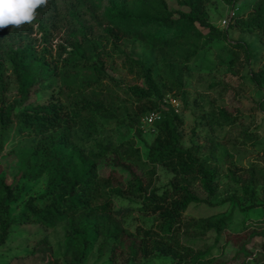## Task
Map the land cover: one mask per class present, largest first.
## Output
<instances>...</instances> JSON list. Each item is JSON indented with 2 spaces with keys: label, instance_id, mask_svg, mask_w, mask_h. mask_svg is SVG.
Masks as SVG:
<instances>
[{
  "label": "trees",
  "instance_id": "16d2710c",
  "mask_svg": "<svg viewBox=\"0 0 264 264\" xmlns=\"http://www.w3.org/2000/svg\"><path fill=\"white\" fill-rule=\"evenodd\" d=\"M208 2L178 0L182 9L170 10L166 0H158L156 6L140 14L139 20L127 16L125 29L115 33V40L122 42L131 35L143 37L136 29L139 21L159 22L170 31H179L184 25H198L208 30L207 36L221 35L222 32L207 21ZM57 6L58 0H48L47 6L37 9V14L54 11ZM113 9L116 13H123L117 5ZM231 20L235 21L234 29L264 35V0L254 6L246 20H238L236 15ZM35 21L21 27L0 29V50L4 46L6 33H34ZM37 23L46 41L50 32L44 29L41 21ZM154 44L159 56L170 68V75L163 85L156 80L153 65L133 57L125 58L123 62L128 71L142 83L125 90L136 109L132 115L128 113L127 122L135 129L139 139L143 138L140 126L142 119L151 112L162 113L161 120L153 126L156 137L147 146L146 158H143L141 148L132 141L122 142L111 150L101 146L96 151H88L77 144L74 136L78 130L86 135H95L100 119L120 118L111 91L95 93L94 96L78 95L75 93L77 82L74 80L68 85L70 95L66 103H38L41 86L61 76L59 66L45 55L30 58L22 50L5 51L19 84V98L11 104L0 99V154L5 136L12 131L26 139L28 144L22 150V161L13 182L8 183L6 176L0 173V247L8 242L15 225H38L52 230L60 224H66L65 241L68 253L72 256L68 264L85 263L93 243L91 234L99 242V257L107 252L112 264H131L155 255L171 257L177 260L176 264L182 261L185 264H259L264 261V210L257 222L244 223L240 231L228 235L227 243L233 252L228 260L200 255L191 258L192 249L181 240L183 230L200 235L214 231L219 236L228 228L231 219L186 218V212L192 204H209L218 194V175L216 169L208 166L207 159H202L203 147L184 146V120L180 111L176 112L165 103L167 96L179 101L192 55H188L182 63H175L169 59L166 41H154ZM71 46L70 64L74 67L82 65L88 72L81 83L85 87L110 90L104 85L105 79H111L107 74V55L99 44L83 35ZM234 48L235 57L230 64L238 60L237 50L247 52L241 43H236ZM252 79L258 88H263L264 68L252 73ZM0 84L5 92L2 64ZM258 107L264 112V98L259 101ZM120 122L125 123L126 120ZM236 122L237 117L223 108L210 118L208 124L213 129H224ZM214 147L210 144L205 148L211 150L213 155ZM158 167H164L173 174L162 190L153 187ZM43 177L47 178L46 191L39 196H30L18 216H11L10 204L21 199L19 182H36ZM235 180L243 182V193L250 196L251 201L258 189L264 197V172H260L256 165L246 171L243 179L236 177ZM196 186L200 187L205 198L197 195L194 190ZM125 196L140 199L141 211L154 216L156 224L150 227L140 225L131 230L123 219L117 217L115 210V198ZM40 202H44V205ZM48 264H61V261L56 259Z\"/></svg>",
  "mask_w": 264,
  "mask_h": 264
},
{
  "label": "rangeland",
  "instance_id": "374dc122",
  "mask_svg": "<svg viewBox=\"0 0 264 264\" xmlns=\"http://www.w3.org/2000/svg\"><path fill=\"white\" fill-rule=\"evenodd\" d=\"M259 1L261 0H209L207 21L221 31V35L207 36L208 30L198 25H184L179 31H170L159 22L139 21L136 29L143 37L131 35L118 42L114 35L119 29H125L127 16L139 20L140 14L156 6L158 0H58L56 10L37 14L34 33L26 31L19 34V31L5 34L4 46L0 50V64L3 66L6 90L3 92L0 84V99L11 104L19 98V84L13 64L5 51L22 50L30 58L45 55L53 64L59 66L61 76L41 86L38 103H66L70 95L68 85L75 80L76 94L94 96L95 93L111 91L114 104L119 108L118 120H99L97 134L86 135L78 130L74 137L79 147L88 151H96L101 146L111 150L122 142L132 141L141 148L142 156L146 158L147 146L153 142L156 133L149 127L142 128L141 122V140L127 122L128 113L132 115L136 109L125 90L129 86L142 83L136 75L128 71L123 62L125 58L133 57L153 65L154 76L163 85L170 75V68L163 61V57L159 56L154 41L168 43L166 49L170 52L169 59L175 63H182L188 55H192L182 94L179 95V110L184 120L183 143L184 146L203 147L201 157L203 160L207 159L208 166L216 169L219 191L209 204H192L186 212V218L228 217L231 222L219 236L214 231L200 235L191 230H183L181 240L192 249L191 258L200 255L228 260L233 254L231 245L227 243L228 235L240 231L244 223L257 222L262 218L264 210V197L260 189L251 201V197L243 193V182L235 180L236 177L243 179L252 165L264 172V112L258 107L259 101L264 98V84L263 88H258L252 79V73L264 68V35L258 32H241L233 28L234 20H230L228 25H223V21L233 12L238 20H246ZM166 2L170 10L182 9L178 0ZM115 5L123 13H116L113 9ZM38 21L50 32L46 41ZM83 35L96 41L107 55V74L111 79H105L104 85L110 90L85 87L81 81L88 72L82 65L74 67L69 62L71 44L80 40ZM236 43L244 45L247 52L237 50L238 60L235 64H230L235 57L233 51ZM223 108L237 117V122L224 129H213L208 122ZM120 119L126 122L121 123ZM27 144L28 141L15 131L5 136L0 154V173L6 176L10 184L22 161V150ZM210 144L215 146L213 155L211 150L205 148ZM234 174L236 177H233ZM172 177L173 174L167 169L158 167L153 178V187L162 190ZM18 186L21 199L10 204V213L14 217L18 216L30 196H39L46 191L47 178L43 177L36 182L21 180ZM194 190L200 198L206 197L199 186ZM40 204L44 205V202ZM140 207V199L136 197L115 198L116 215L131 230L140 225L150 227L156 224L155 217L141 211ZM91 239L93 243L84 264H112L107 252L99 257V242H96L94 234H91ZM65 240L66 224H60L52 230L38 225H15L8 242L0 247V264H48L56 259L61 264H68L72 256L68 253ZM176 261L171 257L155 255L131 264H176ZM181 264L185 262L182 261ZM259 264H264V261Z\"/></svg>",
  "mask_w": 264,
  "mask_h": 264
},
{
  "label": "clouds",
  "instance_id": "9594fccd",
  "mask_svg": "<svg viewBox=\"0 0 264 264\" xmlns=\"http://www.w3.org/2000/svg\"><path fill=\"white\" fill-rule=\"evenodd\" d=\"M47 4L48 0H0V29L32 24L37 9Z\"/></svg>",
  "mask_w": 264,
  "mask_h": 264
},
{
  "label": "built area",
  "instance_id": "2783aa9c",
  "mask_svg": "<svg viewBox=\"0 0 264 264\" xmlns=\"http://www.w3.org/2000/svg\"><path fill=\"white\" fill-rule=\"evenodd\" d=\"M234 15H235V12H233L228 19L223 21V25H228L231 18ZM165 103L171 105L176 110V112L180 111L179 110L180 104H179L178 99L172 96H167L165 99ZM161 118H162V113L160 111L149 113L142 119V125H143L142 128L149 127L153 130V132H155V130L153 129V126L155 125L156 122L161 120Z\"/></svg>",
  "mask_w": 264,
  "mask_h": 264
}]
</instances>
